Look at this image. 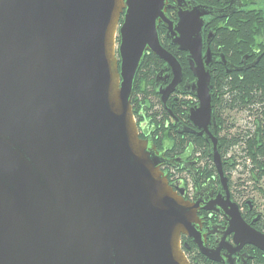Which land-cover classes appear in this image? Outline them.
Returning <instances> with one entry per match:
<instances>
[{"label":"water","instance_id":"water-1","mask_svg":"<svg viewBox=\"0 0 264 264\" xmlns=\"http://www.w3.org/2000/svg\"><path fill=\"white\" fill-rule=\"evenodd\" d=\"M216 15L196 0H0V264H191L183 235L214 259L197 204L172 189L152 140L139 136L131 97L147 51L172 69L161 101L179 87L162 23L194 76L183 86L198 99L188 116L207 127L203 27ZM241 226L264 251V234Z\"/></svg>","mask_w":264,"mask_h":264},{"label":"flooded vegetation","instance_id":"flooded-vegetation-1","mask_svg":"<svg viewBox=\"0 0 264 264\" xmlns=\"http://www.w3.org/2000/svg\"><path fill=\"white\" fill-rule=\"evenodd\" d=\"M218 3L214 8H217L219 19L224 21L245 6H256L258 0H218ZM167 12L172 20L177 21L173 8ZM208 17H205L206 21ZM159 26L164 29L161 36L159 34L160 41H167L170 48L175 46L166 36L163 24ZM210 32L211 38L206 44ZM214 38L212 30L203 32V51L209 47L211 53V79L212 73L219 72L221 67L228 72L246 71L260 57L252 59L258 52L254 50L243 55L238 63L212 44ZM175 52L181 59L185 57L184 63L188 65L186 52ZM157 76L158 86L154 82V88L161 104L157 103L159 108L154 106L157 113L154 127L149 126L147 120L139 121L138 115L134 118L139 136L151 139L160 153V169L166 174L172 189L185 200L197 204L200 240L204 250L214 259L202 254L193 239L183 235L188 260L193 264H264V251L245 242L241 233L245 228L241 225H244L264 234V139L256 146L244 142L256 134L257 123L262 116L256 112L260 106L252 110L248 107L228 111L220 108L219 104L214 105L212 94L211 122L202 129L188 116L189 108L198 104V99L183 89L187 81L194 80L191 70L188 73L182 69L179 87L168 94L166 104L161 101L158 89L171 82L173 73L163 60L155 79ZM161 108L168 114L163 115ZM242 111H246L243 122H236L234 116ZM232 212L238 214V221L233 219Z\"/></svg>","mask_w":264,"mask_h":264},{"label":"trees","instance_id":"trees-1","mask_svg":"<svg viewBox=\"0 0 264 264\" xmlns=\"http://www.w3.org/2000/svg\"><path fill=\"white\" fill-rule=\"evenodd\" d=\"M196 1L212 7L219 5L218 0ZM210 30L212 33L215 32L212 44L215 47H220V51L225 56L231 57L238 63L243 55L254 52V50L258 52L252 56L253 60L260 55L259 59L255 60L257 61L255 65L246 71L228 72L224 67H221L219 72L212 73V94L215 106L219 104L220 108L228 111L248 107L252 110L255 106H260L256 110L257 114H260L259 116L262 115L257 123L256 134L253 138L244 139L246 144L256 146L261 139H264V8L248 5L237 10L235 15L224 21H221L217 15L210 16L203 32L207 33ZM163 31L164 29L159 26L160 36ZM160 42L179 60L182 69L188 70L189 73L188 65L184 63L185 57L181 59L175 52L179 51L177 47L170 48L169 43L162 39ZM160 62L162 60L152 52L145 53L134 77L131 97L133 115H138L139 121L147 120L149 126L152 127H154L157 115L154 112L155 102L153 99L160 103L154 88L155 75L160 67ZM162 111L163 115L168 114L166 109L163 108ZM183 248L185 250V245Z\"/></svg>","mask_w":264,"mask_h":264},{"label":"rangeland","instance_id":"rangeland-1","mask_svg":"<svg viewBox=\"0 0 264 264\" xmlns=\"http://www.w3.org/2000/svg\"><path fill=\"white\" fill-rule=\"evenodd\" d=\"M256 6H259V7H263L264 8V0H258V3L256 4ZM120 20L122 21V17L120 18ZM121 22H119L120 24ZM118 42H119V36L117 34V37H116V45H118ZM153 101L155 102L154 103V106L156 108H159V105H157V102L156 100L153 99ZM245 115H246V111H242V112H239L237 113L234 117H235V121L237 122L238 120L242 123L245 118ZM136 117V115H135ZM182 245H184L183 241H182ZM183 251L185 252L184 248H183Z\"/></svg>","mask_w":264,"mask_h":264}]
</instances>
